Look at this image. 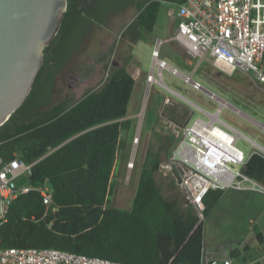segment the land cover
I'll return each instance as SVG.
<instances>
[{
  "label": "trees",
  "instance_id": "trees-1",
  "mask_svg": "<svg viewBox=\"0 0 264 264\" xmlns=\"http://www.w3.org/2000/svg\"><path fill=\"white\" fill-rule=\"evenodd\" d=\"M163 1L184 0H67L61 27L43 50V64L30 94L0 126L3 160L36 161L30 184H48L52 198L46 203L35 189L18 194L0 224L1 248H57L131 264H200L203 218L192 207H182L179 193L166 198L156 178L173 135L156 132L160 145L147 151L131 208L113 205L125 145L122 132L132 126L130 119H124L136 84L127 68L130 61L110 68L101 84L75 103L36 109L49 98L57 72L93 24H106L135 6L137 13L124 35L137 43L153 32ZM164 110L178 123L188 115L171 105ZM245 173L264 186V155L252 153ZM223 193V189L205 193L204 215ZM256 239L261 241V235ZM231 254L239 257L242 250L236 247ZM241 260L264 264L246 252Z\"/></svg>",
  "mask_w": 264,
  "mask_h": 264
},
{
  "label": "rangeland",
  "instance_id": "rangeland-1",
  "mask_svg": "<svg viewBox=\"0 0 264 264\" xmlns=\"http://www.w3.org/2000/svg\"><path fill=\"white\" fill-rule=\"evenodd\" d=\"M170 10L175 13L177 5L163 1L153 32L137 43L131 42L124 35L125 27L137 13L135 6L117 13L106 24H93L57 72L49 98L36 105L39 111L58 103L71 105L88 90L98 87L110 68L130 61L127 68L135 77L136 85L133 100L128 107L129 113L124 117L132 121V126L130 130L122 132L125 145L117 165L118 186L113 197V205L116 207L131 208L147 151L149 148L158 149L160 145L156 132L168 134V131L162 130L161 120L164 107L161 99L165 89L155 84L149 92L146 79L151 69L155 38H169L174 34L177 21ZM160 55L184 73L193 74V78L199 80L208 90L229 102L231 106L221 110V119L248 137L240 136L237 145L247 155L255 149L264 155L263 84H254L250 76L241 70L229 75L215 69L209 61L212 59L210 56L200 62L199 58L193 57L175 40L163 43ZM163 78L169 87L212 112L220 105L219 101L210 98L207 92L193 89L182 77L173 75L168 70L163 71ZM181 108L189 110L187 107ZM236 109L246 115L238 113ZM197 117L207 118L199 110H196L193 119ZM171 147L172 144L169 146V152ZM130 162H133V165ZM156 178L163 195L172 198L179 193L180 200L184 199L182 207L185 208L186 200L175 178L165 176L160 171L157 172ZM172 182L174 187H171ZM17 183L29 184V177L22 175L17 179ZM246 195L238 193L236 188H228L224 190L216 205L203 214L205 244L242 247L253 259L264 263V241L260 243L256 239L258 229L255 228V223L258 219L252 215L256 207L264 210V200L263 197H257L254 203ZM261 220L264 222V216ZM260 224L259 230L264 234V223Z\"/></svg>",
  "mask_w": 264,
  "mask_h": 264
},
{
  "label": "built area",
  "instance_id": "built-area-1",
  "mask_svg": "<svg viewBox=\"0 0 264 264\" xmlns=\"http://www.w3.org/2000/svg\"><path fill=\"white\" fill-rule=\"evenodd\" d=\"M174 4L177 10L175 13L170 10L177 21L174 34L169 38L155 39L146 81L149 92L155 84L165 89L162 92V130L168 131L174 138L169 155L160 163L158 171L175 178L186 206L192 207L202 217L205 210L203 196L209 189L226 190L233 187L264 191V186L242 170L250 156L237 145L242 134L220 117L223 107H230L231 104L194 79L193 74L184 73L162 58L160 49L163 43L175 40L200 62L210 56L212 59L209 61L215 69L229 75L241 70L250 76L254 84L264 85V0H184ZM164 70L182 77L193 89L205 91L210 98L218 100L220 105L217 110L212 112L169 87L163 78ZM168 105L187 107L186 120L178 123L169 118L164 113ZM196 110L207 118L193 119ZM236 111L246 115L239 109ZM255 150L252 153L259 152ZM35 163H26L19 157L5 162L0 155V224L6 219L10 203L20 193L39 190L46 203L51 201L48 184L32 186L30 183H17L22 175L30 177ZM130 164L133 165V162ZM239 248L243 255V248ZM232 250L226 245H205L200 264H255V261H242V255L232 256ZM0 264L131 263L57 248L0 247Z\"/></svg>",
  "mask_w": 264,
  "mask_h": 264
},
{
  "label": "water",
  "instance_id": "water-1",
  "mask_svg": "<svg viewBox=\"0 0 264 264\" xmlns=\"http://www.w3.org/2000/svg\"><path fill=\"white\" fill-rule=\"evenodd\" d=\"M66 8L67 0H0V126L30 94Z\"/></svg>",
  "mask_w": 264,
  "mask_h": 264
},
{
  "label": "crops",
  "instance_id": "crops-1",
  "mask_svg": "<svg viewBox=\"0 0 264 264\" xmlns=\"http://www.w3.org/2000/svg\"><path fill=\"white\" fill-rule=\"evenodd\" d=\"M156 39V38H155ZM155 41V40H154ZM136 85V84H135ZM134 90H135V87H134ZM133 97H134V91H133V94H132V97H131V102H132V100H133ZM162 102H163V96H162ZM179 108H181V107H179ZM184 109V108H183ZM187 111V110H186ZM170 118V117H169ZM224 121V120H223ZM256 121V120H255ZM258 122V121H257ZM225 123H227V122H225ZM229 126H231V127H233L232 125H230L229 123H227ZM263 125V124H262ZM234 129H236L235 127H233ZM237 130V129H236ZM238 131V130H237ZM240 132V131H239ZM241 133V132H240ZM243 136H245L243 133H241ZM245 137H247V136H245ZM248 138V137H247ZM251 140V139H250ZM253 141V140H252ZM254 143H256L257 145H259L256 141H253ZM260 146V145H259ZM252 154V152L249 154V155H251ZM237 191H238V193H242V194H247L246 196H247V198H248V196H249V199H251V201L252 202H254L255 203V200H257V197H258V199H261V197H263V200H264V191H259V190H254V189H237ZM249 192V193H248ZM253 199V200H252ZM250 202V201H249ZM260 208H258L257 209V207H256V211H255V213L254 214H252V215H254L256 218L255 219H258L257 220V222L255 223V228L256 229H258V232H257V234H260L261 235V241L259 240V242L260 243H263V241H264V234H263V231L261 232L260 230H259V227H258V225L260 224V223H264V222H262V217L264 216V210H259ZM251 221H252V219H251ZM261 225V224H260ZM258 240V239H257ZM205 245H211V244H205V238H204V246ZM211 246H219V245H211ZM227 246V248H230V249H234V248H236L237 246H232V245H230V244H228V245H226ZM245 252V251H244ZM243 252V253H244Z\"/></svg>",
  "mask_w": 264,
  "mask_h": 264
},
{
  "label": "bare ground",
  "instance_id": "bare-ground-1",
  "mask_svg": "<svg viewBox=\"0 0 264 264\" xmlns=\"http://www.w3.org/2000/svg\"><path fill=\"white\" fill-rule=\"evenodd\" d=\"M262 126H264V125H262Z\"/></svg>",
  "mask_w": 264,
  "mask_h": 264
}]
</instances>
